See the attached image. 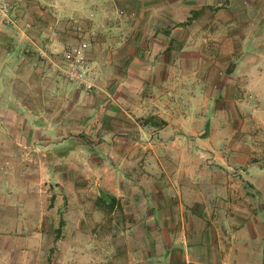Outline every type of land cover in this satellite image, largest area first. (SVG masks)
Returning a JSON list of instances; mask_svg holds the SVG:
<instances>
[{
    "label": "crops",
    "instance_id": "1",
    "mask_svg": "<svg viewBox=\"0 0 264 264\" xmlns=\"http://www.w3.org/2000/svg\"><path fill=\"white\" fill-rule=\"evenodd\" d=\"M254 1L250 5L244 2L243 7L235 6L237 0L229 1L228 7L218 9L200 5L190 8L181 0H146L144 5L138 2L135 21H119L117 26L121 31L130 29L132 37L115 38V49L107 53V63L100 68L99 88L88 97H79L84 100L82 108L75 106L76 95L81 92L76 87L47 85L45 89H35L38 97L33 100L28 93L18 92L24 96L18 106L26 111L44 112L49 106L56 111L60 103L65 105L66 110H59L60 115L55 118L59 122L78 119L82 125L79 132L83 131L90 141H98L96 147L85 144L83 150L69 147V151L61 152V157L77 152L83 157V166L74 164L66 170L80 175L67 185L65 194L73 206L76 238L81 236L85 243L91 242L92 214L104 210L94 211L93 206L114 202L113 207L119 212L113 229L121 237L132 243L134 233L140 232L143 239L161 238L168 242L145 244V263L129 264L264 263V217L257 214L250 198L236 203V187L229 175L199 161L201 167L195 168V174L200 179L190 178L185 191L177 188L174 196L163 188L152 167L153 159L169 157L166 148L177 141L185 142V147H180L185 159L191 147L200 149L198 157L210 153L213 158H222L213 144L217 131L211 126L204 128L202 110L210 106L229 109L234 123L239 124L235 111L248 105L258 112L264 98V0ZM91 10L87 13L89 18L96 14V7ZM177 11L180 17L184 14L179 25L173 22ZM117 12L123 13L121 9ZM8 41L2 45L4 57L22 45V41ZM74 41L69 37L65 44ZM23 44L29 48L37 45L30 37ZM47 44L49 41L45 40L37 46L42 58H48ZM28 52L26 48L24 54H16L17 59H34ZM89 56L97 61L91 51ZM60 61L62 71L66 65L62 51ZM45 63L40 59L31 69L42 74L47 70ZM248 95H253L256 103L249 102ZM39 115L37 124L48 122L44 114ZM258 121L264 131V121ZM93 126L99 129L98 133L93 132ZM232 130H236L235 126ZM94 151L99 153L95 155ZM139 158L145 159L146 165L138 166ZM80 222L84 223L83 229ZM139 223H145V227Z\"/></svg>",
    "mask_w": 264,
    "mask_h": 264
},
{
    "label": "rangeland",
    "instance_id": "2",
    "mask_svg": "<svg viewBox=\"0 0 264 264\" xmlns=\"http://www.w3.org/2000/svg\"><path fill=\"white\" fill-rule=\"evenodd\" d=\"M6 1L9 4L8 11L0 9V264H129L132 261L145 263L147 256L142 250L145 244L160 245L168 242L161 238L143 239L140 232L134 233L132 243L127 237H121L113 229L115 215L119 212L115 207L108 209L105 205H94V211L102 208L105 211L92 214V241L85 243L83 237H75L77 223L71 209L73 206L69 205L65 194L67 185L80 175L69 174L66 170L74 164L83 166V157L81 152L70 157H61V152L65 149L69 151V147L76 151L83 150L85 144L96 147L98 141H90L83 136V131L79 132L82 125L78 119L70 118L59 122V118H55L60 115L59 110H66L65 105L61 103L56 111L54 107L49 106V112H43L26 111L21 109L17 102L24 97L23 94V97L18 94L19 91L28 93V97L33 100L38 97L35 89H45L47 85L76 87L63 77L60 69L62 50L59 43L63 42V49L68 45L65 42L69 37L77 39V25L82 26L84 37L91 40V52L97 58L95 63L101 74L100 68L107 63V53L115 49V38H131L133 35L130 29L119 30V21L127 24L134 22L138 2L144 5L146 0ZM181 1L190 8L200 5L218 9L228 7L229 1L234 0H203L202 3L200 0ZM206 1H209V4ZM244 2L250 5L255 1L237 0L235 6L243 7L246 5ZM94 7L97 15L89 18L87 13ZM120 9L123 13L118 15L117 11ZM183 15L182 13L180 17L177 11L176 15H173V22L179 25ZM50 25L51 27H48ZM27 37L37 45L31 44L30 48L27 44L24 45ZM8 39L22 41V45L20 48L16 47L11 56L4 57L2 45L9 42ZM45 40L49 41L45 46L48 58L40 57L37 50V46H41ZM26 48L34 59L30 58L26 62L24 56L17 59L16 54H24ZM40 59L46 62L47 70L36 74L35 69L31 68L33 63H38ZM76 88L81 92L76 95L75 106L81 108L84 100H79V97H88L98 89L85 92ZM247 98L249 102L256 103L253 95H248ZM1 101L9 103L10 106ZM257 111L256 113L248 105L235 111L236 119L240 120L239 124L234 123L232 111L229 109L219 110L210 106L202 110L206 122L210 124L205 122L204 128L211 126L217 131L213 144L216 154L222 158H213L210 153L198 157L200 153L197 151L200 149L191 147L192 151L185 159L181 157L180 152V147L183 149L185 142H170V148H166L169 157L159 156L152 161V167L156 169L155 175L160 177L163 188L174 196L177 195V188L185 191L190 184V178H193V181L200 179L199 175L195 174V168L201 167V161L205 167H218L222 175L231 177L236 187V203H242L243 198H250L255 204L257 214L264 217V131L263 125L258 121L259 118L264 121V98L260 100ZM41 113L48 122L37 124L36 119ZM44 117H41L42 121ZM234 126L236 130L233 132ZM98 131L99 129L93 126V132ZM63 139L67 140L62 141ZM231 140L232 143L229 142ZM232 144H235V147H232ZM252 148L255 151L253 153L250 152ZM95 151L97 155L99 152ZM139 159L138 166L146 165L145 159ZM220 163H225L228 167L225 168ZM183 166L187 168L182 170ZM51 195H54L52 202ZM239 207L242 209L243 204ZM245 208L247 209L246 205ZM237 211L238 209L235 210ZM61 220L63 225L58 232ZM80 224L83 229L84 223ZM139 226L145 227V223H139Z\"/></svg>",
    "mask_w": 264,
    "mask_h": 264
},
{
    "label": "built area",
    "instance_id": "3",
    "mask_svg": "<svg viewBox=\"0 0 264 264\" xmlns=\"http://www.w3.org/2000/svg\"><path fill=\"white\" fill-rule=\"evenodd\" d=\"M8 6L6 0H0L1 11H8ZM76 33L77 39L62 49V57L66 64L62 72L76 87L91 92L99 88L100 72L95 61L89 56L91 40L84 37L81 25L76 26Z\"/></svg>",
    "mask_w": 264,
    "mask_h": 264
},
{
    "label": "trees",
    "instance_id": "4",
    "mask_svg": "<svg viewBox=\"0 0 264 264\" xmlns=\"http://www.w3.org/2000/svg\"><path fill=\"white\" fill-rule=\"evenodd\" d=\"M193 16H196V14L194 13ZM53 199H54V195H51V202L53 201ZM98 200H99V201H102L101 197H98ZM103 202H104V201H103ZM113 203H114V202L106 204V205H105L106 208H108V209H112V208H113ZM59 223H60V225H59V227L57 228L58 232H60V228H61V226L63 225V221L61 220Z\"/></svg>",
    "mask_w": 264,
    "mask_h": 264
}]
</instances>
